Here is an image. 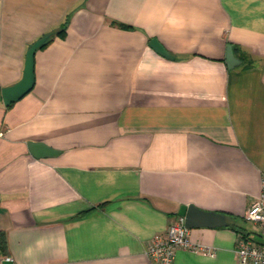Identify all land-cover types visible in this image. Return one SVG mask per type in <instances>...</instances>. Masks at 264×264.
I'll return each instance as SVG.
<instances>
[{
	"label": "crops",
	"instance_id": "obj_1",
	"mask_svg": "<svg viewBox=\"0 0 264 264\" xmlns=\"http://www.w3.org/2000/svg\"><path fill=\"white\" fill-rule=\"evenodd\" d=\"M263 171L264 0H0V264H153L182 206L226 224L188 229L212 255L173 264H237V238L260 241L243 215Z\"/></svg>",
	"mask_w": 264,
	"mask_h": 264
},
{
	"label": "built area",
	"instance_id": "obj_2",
	"mask_svg": "<svg viewBox=\"0 0 264 264\" xmlns=\"http://www.w3.org/2000/svg\"><path fill=\"white\" fill-rule=\"evenodd\" d=\"M243 217L256 227L260 241L239 236L236 248L237 264H264V171L261 173L259 194L248 206ZM177 249L212 255L208 248L194 244L188 239V229L184 226L182 218L169 225L164 232L153 235L147 243L144 255L153 264H173ZM5 259L10 260V257Z\"/></svg>",
	"mask_w": 264,
	"mask_h": 264
},
{
	"label": "water",
	"instance_id": "obj_3",
	"mask_svg": "<svg viewBox=\"0 0 264 264\" xmlns=\"http://www.w3.org/2000/svg\"><path fill=\"white\" fill-rule=\"evenodd\" d=\"M45 41V37L33 42L25 52L24 67L22 77L16 84L4 88L1 91L3 103L7 106L27 94L33 87V57L36 49ZM149 47L158 55L171 59L172 56L163 48V46L156 40L149 41ZM240 63L233 55V50L230 44L227 45L225 53V64L228 68H233ZM28 149L34 158H44L56 156L59 152L45 144L39 142H29ZM178 216L183 218V224L187 229L197 226H223L226 224L225 217L222 214L215 212H205L198 210L192 206H182L178 210Z\"/></svg>",
	"mask_w": 264,
	"mask_h": 264
},
{
	"label": "trees",
	"instance_id": "obj_4",
	"mask_svg": "<svg viewBox=\"0 0 264 264\" xmlns=\"http://www.w3.org/2000/svg\"><path fill=\"white\" fill-rule=\"evenodd\" d=\"M66 25H67V22L65 20V22L61 25L60 30L58 31L57 35L63 36L64 30L66 29ZM118 26L121 28H128V26L123 25V24H118ZM51 37L52 35L46 36L45 41L37 49L43 48L46 44H48L51 41ZM4 247H5V236L3 235V233H0V248L4 249Z\"/></svg>",
	"mask_w": 264,
	"mask_h": 264
}]
</instances>
